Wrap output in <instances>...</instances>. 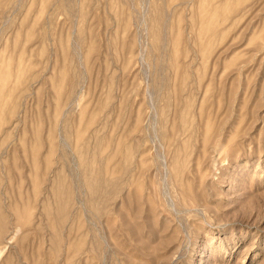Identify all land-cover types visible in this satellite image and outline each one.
I'll return each instance as SVG.
<instances>
[{
  "label": "rangeland",
  "instance_id": "374dc122",
  "mask_svg": "<svg viewBox=\"0 0 264 264\" xmlns=\"http://www.w3.org/2000/svg\"><path fill=\"white\" fill-rule=\"evenodd\" d=\"M0 264H264V0H0Z\"/></svg>",
  "mask_w": 264,
  "mask_h": 264
}]
</instances>
